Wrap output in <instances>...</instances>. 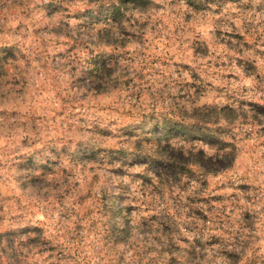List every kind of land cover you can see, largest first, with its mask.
I'll list each match as a JSON object with an SVG mask.
<instances>
[{
    "label": "rangeland",
    "instance_id": "obj_1",
    "mask_svg": "<svg viewBox=\"0 0 264 264\" xmlns=\"http://www.w3.org/2000/svg\"><path fill=\"white\" fill-rule=\"evenodd\" d=\"M95 1L0 0V264H264V0Z\"/></svg>",
    "mask_w": 264,
    "mask_h": 264
},
{
    "label": "trees",
    "instance_id": "obj_2",
    "mask_svg": "<svg viewBox=\"0 0 264 264\" xmlns=\"http://www.w3.org/2000/svg\"><path fill=\"white\" fill-rule=\"evenodd\" d=\"M96 4V13L98 14L97 18L100 17L106 22L117 20L122 14L124 9H143L149 5L148 0H97ZM132 7V8H129ZM92 11H90V14ZM165 122L161 123L164 125ZM165 132V130H163ZM171 164H174L168 161ZM183 167V166H182Z\"/></svg>",
    "mask_w": 264,
    "mask_h": 264
}]
</instances>
